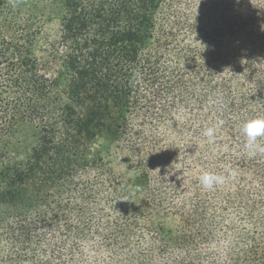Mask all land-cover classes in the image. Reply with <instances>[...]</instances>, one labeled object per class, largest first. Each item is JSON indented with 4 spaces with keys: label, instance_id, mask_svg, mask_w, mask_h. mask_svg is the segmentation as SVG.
I'll return each instance as SVG.
<instances>
[{
    "label": "trees",
    "instance_id": "1",
    "mask_svg": "<svg viewBox=\"0 0 264 264\" xmlns=\"http://www.w3.org/2000/svg\"><path fill=\"white\" fill-rule=\"evenodd\" d=\"M259 116L264 0H0V264H264Z\"/></svg>",
    "mask_w": 264,
    "mask_h": 264
},
{
    "label": "clouds",
    "instance_id": "2",
    "mask_svg": "<svg viewBox=\"0 0 264 264\" xmlns=\"http://www.w3.org/2000/svg\"><path fill=\"white\" fill-rule=\"evenodd\" d=\"M221 124L222 121H218L215 126L205 129L203 135L208 138L209 142H215L216 130ZM241 132L246 137L245 147L248 149V155L264 153V146L258 141V138H264V116L243 121ZM226 179L224 175L210 171H205L199 176L201 186L208 190L213 189L217 185H223Z\"/></svg>",
    "mask_w": 264,
    "mask_h": 264
},
{
    "label": "rangeland",
    "instance_id": "3",
    "mask_svg": "<svg viewBox=\"0 0 264 264\" xmlns=\"http://www.w3.org/2000/svg\"><path fill=\"white\" fill-rule=\"evenodd\" d=\"M52 28V31L54 30V27H51ZM38 56H42V54H37Z\"/></svg>",
    "mask_w": 264,
    "mask_h": 264
}]
</instances>
